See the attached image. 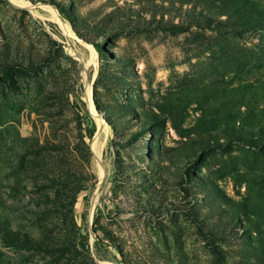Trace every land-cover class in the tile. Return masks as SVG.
<instances>
[{
  "label": "rangeland",
  "instance_id": "374dc122",
  "mask_svg": "<svg viewBox=\"0 0 264 264\" xmlns=\"http://www.w3.org/2000/svg\"><path fill=\"white\" fill-rule=\"evenodd\" d=\"M9 1L0 264H264V135L248 147L216 118L229 88L264 79L254 13L209 0ZM52 1L71 12L76 31L59 17L73 37L42 8Z\"/></svg>",
  "mask_w": 264,
  "mask_h": 264
},
{
  "label": "trees",
  "instance_id": "16d2710c",
  "mask_svg": "<svg viewBox=\"0 0 264 264\" xmlns=\"http://www.w3.org/2000/svg\"><path fill=\"white\" fill-rule=\"evenodd\" d=\"M213 4H218L220 8L228 10L229 16H236L238 12L254 13V19L251 20L254 25L264 24V0H209ZM58 14L74 28V19L71 12L63 5L54 1L50 2ZM76 31V30H75ZM224 99L217 107L222 111L221 115L216 114V118L224 123L225 129H233L242 135V142L248 147L258 146L255 138L264 135V79L258 84L242 83L229 88L224 94ZM241 108H244L241 110ZM236 109L237 113L233 114ZM235 122L240 126H229ZM248 126V127H247ZM253 129H256L253 131ZM93 128L90 133H93ZM92 135V134H90ZM94 232L96 229L94 228ZM118 248V247H117ZM118 250H120L118 248Z\"/></svg>",
  "mask_w": 264,
  "mask_h": 264
},
{
  "label": "bare ground",
  "instance_id": "6f19581e",
  "mask_svg": "<svg viewBox=\"0 0 264 264\" xmlns=\"http://www.w3.org/2000/svg\"><path fill=\"white\" fill-rule=\"evenodd\" d=\"M10 1L12 3H14L15 5H17V6L23 5L25 7H30L31 8L30 4L28 5L26 2H24L22 0H10ZM42 8L45 9V10H48L50 12V14H51V19L54 22H56L66 34H68L69 36L73 37V34L70 31V29L68 28L67 24H65V23L63 24V22L60 19V17L58 15V13L56 12V10H54L50 6H43ZM89 93L90 92L88 90H86L85 99H86L87 105L90 108V111L92 112V108H91V102L92 101L90 100V94ZM97 127L101 128V132L100 133H103V131H104V122L99 117H97ZM100 133H98V134L93 136V138L91 140V148H90L91 152L93 154V157H94L95 167H96V170H97V176H98L99 181H101L104 178V176H105V167H104V164H103V158L101 156L102 155V149H103V146H104V140H103L104 138L102 136H100Z\"/></svg>",
  "mask_w": 264,
  "mask_h": 264
},
{
  "label": "water",
  "instance_id": "95a60500",
  "mask_svg": "<svg viewBox=\"0 0 264 264\" xmlns=\"http://www.w3.org/2000/svg\"><path fill=\"white\" fill-rule=\"evenodd\" d=\"M11 4H13L11 1H9ZM13 5H15V4H13ZM16 6V5H15ZM57 11V10H56ZM58 13V12H57ZM59 15V14H58ZM60 16V15H59ZM100 130H101V128H97V131H96V133L94 134V135H96V134H98L99 132H100Z\"/></svg>",
  "mask_w": 264,
  "mask_h": 264
}]
</instances>
